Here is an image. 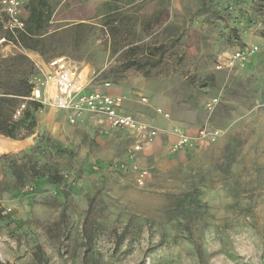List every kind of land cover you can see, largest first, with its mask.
<instances>
[{"label": "rangeland", "instance_id": "1", "mask_svg": "<svg viewBox=\"0 0 264 264\" xmlns=\"http://www.w3.org/2000/svg\"><path fill=\"white\" fill-rule=\"evenodd\" d=\"M47 1L32 50L0 10V54L26 53L35 85L65 55L84 90L121 96L158 132L61 109L54 84H39L33 133H0V264H264V0ZM129 44L139 47L126 54ZM137 56L148 64L123 69ZM180 132L188 142L176 148ZM42 166L59 181L35 174Z\"/></svg>", "mask_w": 264, "mask_h": 264}, {"label": "trees", "instance_id": "2", "mask_svg": "<svg viewBox=\"0 0 264 264\" xmlns=\"http://www.w3.org/2000/svg\"><path fill=\"white\" fill-rule=\"evenodd\" d=\"M205 1V0H203ZM30 13L26 21V28L15 35V43L17 42L25 49H36L38 43L42 41L43 35L47 32L46 29L50 22L51 6L47 0H31ZM89 26L85 22H79L75 25L76 29ZM10 39H12L11 36ZM139 46L129 44L126 54L129 51H135ZM149 54L146 58H153L155 48L148 47ZM58 57V56H54ZM53 57V58H54ZM52 59V58H51ZM148 64V60L140 56L129 57L124 62L123 69L137 67L142 69ZM147 69L148 74L154 64L149 65ZM34 61L23 52H18L13 56H2L0 54V133L5 134L13 139L20 136L22 130L28 133H33L37 124L36 111L43 107V103L33 98V91L35 89L32 76L37 73ZM22 104L25 106L21 109ZM17 112H19L17 114ZM34 168L39 166V162L33 163ZM46 166H42V170H38L35 174L46 175L51 173L50 170H45ZM41 169V168H40ZM59 177L56 175L49 176L50 181L58 182Z\"/></svg>", "mask_w": 264, "mask_h": 264}, {"label": "built area", "instance_id": "3", "mask_svg": "<svg viewBox=\"0 0 264 264\" xmlns=\"http://www.w3.org/2000/svg\"><path fill=\"white\" fill-rule=\"evenodd\" d=\"M0 10L5 15L6 27L15 34L19 30H24L25 22L21 17V0H0ZM1 42H9L6 37L1 38ZM256 47H242L235 51L227 60L229 67L244 62L247 57L254 53ZM50 72L47 74L48 81H43V77L36 78V85L33 91V97H41L39 84L45 85L51 81L54 84L56 93L52 98L53 103L61 108L75 109L77 114L83 111H89L94 114L105 115L113 126L135 128L143 133V136L152 139L156 134V129H147L138 123L132 114L123 112V98L117 95H110L101 90H84L82 83L83 74L81 67L73 59L67 56H58L48 61ZM221 67V66H220ZM144 98L143 101H146ZM162 113V109H158ZM166 116L169 113L164 112ZM201 135L208 134L207 130H201ZM188 142V137L184 133H179V140L175 144L176 148L183 146ZM140 147V146H138ZM7 212V211H6Z\"/></svg>", "mask_w": 264, "mask_h": 264}]
</instances>
